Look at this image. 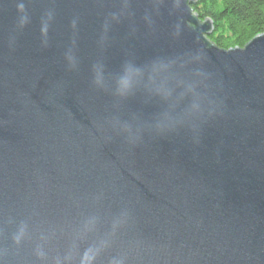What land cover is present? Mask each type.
<instances>
[{
  "label": "water",
  "instance_id": "1",
  "mask_svg": "<svg viewBox=\"0 0 264 264\" xmlns=\"http://www.w3.org/2000/svg\"><path fill=\"white\" fill-rule=\"evenodd\" d=\"M197 0H0V264H264V34Z\"/></svg>",
  "mask_w": 264,
  "mask_h": 264
},
{
  "label": "trees",
  "instance_id": "2",
  "mask_svg": "<svg viewBox=\"0 0 264 264\" xmlns=\"http://www.w3.org/2000/svg\"><path fill=\"white\" fill-rule=\"evenodd\" d=\"M192 9L214 23L209 39L220 49L244 48L264 34V0H197Z\"/></svg>",
  "mask_w": 264,
  "mask_h": 264
}]
</instances>
